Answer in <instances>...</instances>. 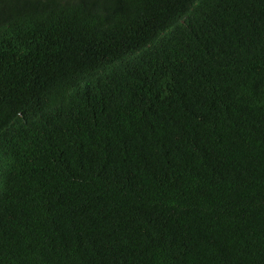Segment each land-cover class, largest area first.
I'll use <instances>...</instances> for the list:
<instances>
[{
    "label": "trees",
    "instance_id": "1",
    "mask_svg": "<svg viewBox=\"0 0 264 264\" xmlns=\"http://www.w3.org/2000/svg\"><path fill=\"white\" fill-rule=\"evenodd\" d=\"M0 264H264V0H0Z\"/></svg>",
    "mask_w": 264,
    "mask_h": 264
}]
</instances>
